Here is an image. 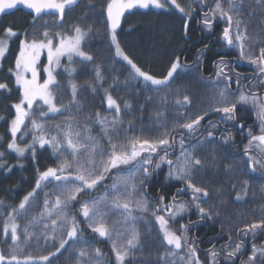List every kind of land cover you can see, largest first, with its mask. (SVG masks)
Returning a JSON list of instances; mask_svg holds the SVG:
<instances>
[{"label": "snow or ice", "instance_id": "obj_1", "mask_svg": "<svg viewBox=\"0 0 264 264\" xmlns=\"http://www.w3.org/2000/svg\"><path fill=\"white\" fill-rule=\"evenodd\" d=\"M81 2L0 0V13L23 6L32 14L30 30L19 33L9 26L0 31V69L18 40L8 68L13 87L0 82V93H18L8 115H0L6 124L0 135V171L24 169L29 159L33 164L29 189L18 200L0 198V264H54L65 252L71 264H236L249 241L251 252L241 264H264V244L256 242L264 235V202L248 210L251 218L238 212L235 224L222 222L227 242L213 245L203 259L198 241L189 235L193 222H182L193 210L197 223L215 222L227 203L222 185L210 204L213 193L202 180L206 167L216 166L214 142L221 124L246 139L242 159L225 164V173L264 174V0H102L99 8L96 0H87L85 10L77 13ZM134 9L175 12L185 37L197 14L198 24L209 33L223 22L219 38L237 54L234 60L214 61L207 79L200 55L195 67L177 55L157 76L122 45L123 22ZM97 34L108 51L99 60L88 44ZM240 62L252 66L251 77L233 73ZM89 65V78L79 83V72ZM192 72L200 73L198 83L205 89L195 113L196 95L172 87L181 73ZM131 82L136 95L156 94L147 124L142 115L139 121L132 118L130 100L114 94ZM85 93L99 98V106L86 107ZM152 102L153 96L145 97V104ZM144 108L140 106L141 114ZM243 108L251 111L250 124L238 115ZM212 115L217 122L208 119ZM220 140L235 143L230 131ZM208 145L213 147L206 164L198 153ZM42 152L52 160L43 169L37 161ZM11 154L15 164L8 163ZM164 167L176 191L169 196L158 190L150 197L151 181ZM237 188L231 183L233 202L247 203L249 180ZM146 240L155 245L154 254L145 255ZM102 241L108 251L97 246Z\"/></svg>", "mask_w": 264, "mask_h": 264}, {"label": "trees", "instance_id": "obj_2", "mask_svg": "<svg viewBox=\"0 0 264 264\" xmlns=\"http://www.w3.org/2000/svg\"><path fill=\"white\" fill-rule=\"evenodd\" d=\"M97 8L102 0H96ZM185 2V0H181ZM87 0H82L81 6L77 9V13L85 10V4ZM32 14L29 10L22 7H17L13 10L0 14V31L5 27L11 26L19 33H23L26 29L30 30ZM223 22H218L214 27L215 30H221ZM100 28V25H97ZM131 27V31L129 28ZM198 31L202 30L200 25L196 24L195 18L190 22V28L188 35L185 37L183 34V26L180 17L175 13H168L161 9H134L130 13L126 14V18L123 22V30L120 33V39L123 47L140 63L145 70L154 73L157 76L164 74L169 66L170 60L179 55L182 62L192 61L194 46L199 45ZM221 33V31H220ZM219 33V34H220ZM90 46L89 50L97 54V58L104 59L108 56L107 44L104 42L102 35H94L88 41ZM191 48V52L189 51ZM18 51V40L14 39L11 44V50L3 60V67L0 69V82L9 83L10 87H13V80L8 74V68L12 66L15 59V52ZM190 56V59H188ZM110 63V61L108 62ZM196 64V63H195ZM195 64L192 66L195 67ZM91 65L88 66L89 70H83L79 72L78 82L83 83L84 80L90 76ZM117 69H120V65H116ZM204 71L207 70V66H204ZM126 73L120 76V81L125 79ZM200 73L192 72L187 75L181 73L175 81L172 87H179L181 90H187L196 95L197 100L193 102V108L191 111L195 113L196 103L199 99V95L205 91V89L198 83ZM109 82L111 80L109 79ZM136 85L131 82L125 90V86L122 84L118 86L115 95H119L126 100H130L133 104L132 118L139 121L142 115V119L145 124L149 123L150 114L153 112L157 105V97L155 93L144 92L140 95H136ZM162 94V93H161ZM153 96V102L151 104H145L146 96ZM18 93L13 90L11 94L0 93V115L7 116L10 110V105L16 101ZM86 107L99 106V98L93 100V97L87 93L82 94ZM67 100V97H65ZM141 105H145L144 111L141 114L139 109ZM171 120V116H170ZM6 124L4 121H0V135L5 133ZM216 154V153H215ZM9 164H15V155L11 154L8 158ZM38 166L43 169L52 163L49 152H42L37 157ZM25 168L20 169L16 167L11 173H5L0 171V198L8 200L10 197L15 196L18 200L20 195L30 187V182L33 179V164L31 160H25ZM167 172L163 168L162 171L157 172L151 181V187L148 189L149 196L153 192V187H161L166 183ZM24 178H27V182ZM17 191L13 189L17 188ZM152 191V192H151ZM91 241L92 237L87 236ZM105 251H108V244L106 241H102L97 245ZM149 253H155V245L150 240L145 241V255ZM68 253L65 252L59 256V259L54 261V264H71V261L67 260Z\"/></svg>", "mask_w": 264, "mask_h": 264}, {"label": "flooded vegetation", "instance_id": "obj_3", "mask_svg": "<svg viewBox=\"0 0 264 264\" xmlns=\"http://www.w3.org/2000/svg\"><path fill=\"white\" fill-rule=\"evenodd\" d=\"M200 17L197 14L195 20L196 24H198ZM223 27V26H222ZM221 27V30H222ZM220 30V31H221ZM220 31L213 29L211 33L206 30L199 32L198 31V40L199 45L194 46L193 58L192 61H186L184 63L188 65H193L196 63L197 56L200 55L202 59L203 69L204 66H207V70H203V75L207 79L213 71V62L219 60L223 57L225 60H234L236 56V50L228 47L224 44L223 41L220 40ZM191 48H189V51ZM190 59V56H188ZM233 73L239 74L241 77H251L252 75V66L248 65L245 62H240L234 64ZM238 115L243 116L245 121L250 124L252 122V114L250 110L243 108ZM208 119L212 120V122H217V117L215 115L210 116ZM207 120L205 121V124ZM221 132H218L217 139L214 142L215 145V157H216V166H207L203 171L202 180L210 188L213 193V197L209 200V203H215V191L218 187L224 186V199L227 201L225 207L221 208V216L214 222L210 220L201 221L197 223V215L193 210L191 213L185 216L184 221L190 218L193 222V226L189 235L198 241L200 248L201 258H204V253L213 245L216 248H220L221 245H224L227 242V236L221 235V223L224 221H229L233 224L237 222L236 214L238 212L246 213L249 218H251V212L248 210L253 208L256 204L262 203L260 197L264 195L261 193L260 189L264 187V174L259 172L249 173L248 175H244L240 172L233 173H225L224 165L235 160L240 161L242 159V148L246 143V139L242 138L241 134L237 132L235 129H226L223 124L220 125ZM231 132V134L235 137V143L230 145H225L221 143L220 136L227 135ZM213 145L207 146V151L203 153H198L202 157L206 158V164L211 159V150ZM231 177V182H229V178ZM248 179L251 185V190L248 197V202H233L232 197L235 195L234 192H231V183H236L239 190V184L242 180ZM176 182L175 181H166L161 187H153V192L150 193V197L156 196L158 194V190H162L164 193H167L169 196L176 191ZM253 193L255 195L253 196ZM181 199L187 200V196L181 197ZM257 244H264V235H258ZM244 255L236 261V264H241V260H246L247 256L251 252V242L249 241L244 249Z\"/></svg>", "mask_w": 264, "mask_h": 264}, {"label": "rangeland", "instance_id": "obj_4", "mask_svg": "<svg viewBox=\"0 0 264 264\" xmlns=\"http://www.w3.org/2000/svg\"><path fill=\"white\" fill-rule=\"evenodd\" d=\"M17 7H22L23 8V6H17ZM25 9V8H24ZM11 10H13V9H11ZM7 11H10V10H5V12H7ZM30 11V10H29ZM0 14H2V13H0ZM164 169H165V171L167 172V168L166 167H164Z\"/></svg>", "mask_w": 264, "mask_h": 264}]
</instances>
